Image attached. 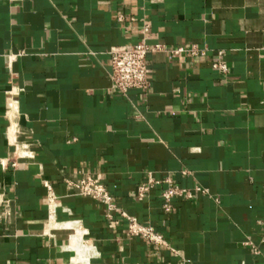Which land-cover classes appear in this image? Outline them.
<instances>
[{
	"label": "crops",
	"instance_id": "0c3cea01",
	"mask_svg": "<svg viewBox=\"0 0 264 264\" xmlns=\"http://www.w3.org/2000/svg\"><path fill=\"white\" fill-rule=\"evenodd\" d=\"M143 22L149 44L207 55L154 52L149 88L121 95L108 53ZM218 51L227 74L211 68ZM148 173L161 185L138 200ZM83 174L113 198L115 224L67 185ZM166 178L205 192L164 212ZM0 197V264H86L75 221L89 264H264V0H0ZM122 212L166 246L129 237Z\"/></svg>",
	"mask_w": 264,
	"mask_h": 264
},
{
	"label": "built area",
	"instance_id": "2783aa9c",
	"mask_svg": "<svg viewBox=\"0 0 264 264\" xmlns=\"http://www.w3.org/2000/svg\"><path fill=\"white\" fill-rule=\"evenodd\" d=\"M117 20L119 22L129 21L130 23H135L133 17L127 18L122 14L118 15ZM139 30V37L136 42L112 48L108 53L110 66L108 77L113 89L121 95H126V93L132 89L145 91L149 88L147 57L154 52H166L170 58L176 59L180 62H183L186 56L194 59L198 57H205L207 55V50L205 48L201 49L195 44L188 45L187 47L180 46L174 49H168L160 44L151 45L149 44L150 25L143 22L140 25ZM216 55L219 57V60L211 61V68L221 74H227L228 67L221 59L224 56L223 52L218 51ZM17 166L18 165L15 163L11 164L12 168H16ZM66 183L75 190L76 196L89 198L102 205L105 210V218L115 224V221L112 219V213L116 211V205L104 185L96 181L88 174H83L76 182L67 181ZM163 183L166 185V188L161 193V209L164 212H171L173 210L171 207V201L175 197L191 199L193 193L205 192L199 188L194 189V192L183 189L174 185L168 178H166ZM160 185L161 181L155 178L151 173H148L146 180L137 188L138 200H142L150 190ZM44 187L48 191V221L51 222L57 208L56 198L52 194L51 188L47 183H45ZM8 215L9 212L5 209L4 201L2 197H0V225ZM121 216L127 222L126 233L129 237H138L161 247L166 246L164 239L156 233L152 226L142 225L136 218L131 217L124 212L121 213ZM74 224L82 231L80 228V221H75ZM260 243H264V234ZM78 245L87 250L86 264H89L90 259L96 256V251L94 247L88 245L87 242L83 240V231ZM244 245L249 246L255 255L259 254L258 247L254 246L251 242L246 241L244 242ZM76 248L77 246L73 248V251L78 256ZM78 259L79 264H85L80 261V258Z\"/></svg>",
	"mask_w": 264,
	"mask_h": 264
},
{
	"label": "bare ground",
	"instance_id": "6f19581e",
	"mask_svg": "<svg viewBox=\"0 0 264 264\" xmlns=\"http://www.w3.org/2000/svg\"><path fill=\"white\" fill-rule=\"evenodd\" d=\"M71 225H73V228L75 227V235H73L71 238L73 243H74V245L72 247L75 248L77 246V248H76L77 254L80 256L86 257L87 256V250L78 245L79 239L82 235V231L77 226H75V224H71ZM78 246H79V248H78Z\"/></svg>",
	"mask_w": 264,
	"mask_h": 264
}]
</instances>
